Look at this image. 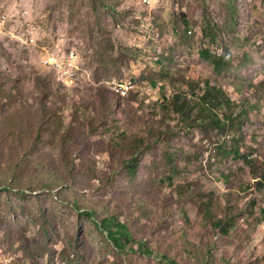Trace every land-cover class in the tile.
Instances as JSON below:
<instances>
[{"label":"rangeland","instance_id":"rangeland-1","mask_svg":"<svg viewBox=\"0 0 264 264\" xmlns=\"http://www.w3.org/2000/svg\"><path fill=\"white\" fill-rule=\"evenodd\" d=\"M0 264H264V0H0Z\"/></svg>","mask_w":264,"mask_h":264},{"label":"trees","instance_id":"trees-1","mask_svg":"<svg viewBox=\"0 0 264 264\" xmlns=\"http://www.w3.org/2000/svg\"><path fill=\"white\" fill-rule=\"evenodd\" d=\"M201 55L206 60H209L217 71H221L229 64V61L223 56H215L208 51H203ZM231 105V99L227 97L226 93L221 88L211 86L209 83H206L202 90V95L197 97V102L195 103L196 108L191 105L190 100L183 93H178L172 100V110L176 114H179L184 121L202 124L211 122L216 127H224L230 124L229 116L227 117L226 114H223L221 119L216 108L230 107ZM129 167L132 172L135 171L134 159L129 162ZM88 216L91 219L93 218L92 213H89ZM114 228L116 229L114 230ZM102 230L107 232L109 240L118 248L123 245V241L132 242L126 227L113 219L103 221Z\"/></svg>","mask_w":264,"mask_h":264},{"label":"built area","instance_id":"built-area-1","mask_svg":"<svg viewBox=\"0 0 264 264\" xmlns=\"http://www.w3.org/2000/svg\"><path fill=\"white\" fill-rule=\"evenodd\" d=\"M141 1H147L148 6H151V4L155 2V0H141ZM70 59H74L73 58V50L68 52V60H70ZM41 62L43 65L48 67L50 70L57 71V74L62 75V77H64L66 79V83L67 82H73V80H70L68 73H58V65H60L62 63H52V59H44V58L41 60ZM112 83H114V82H112ZM113 88L121 91L125 95V91H129L131 88H133V83L132 82L126 83V86H115V83H114Z\"/></svg>","mask_w":264,"mask_h":264},{"label":"bare ground","instance_id":"bare-ground-1","mask_svg":"<svg viewBox=\"0 0 264 264\" xmlns=\"http://www.w3.org/2000/svg\"><path fill=\"white\" fill-rule=\"evenodd\" d=\"M115 86H126V84H122V85H120V84H115ZM115 90H117V89H115ZM118 91V93H122L121 91H119V90H117ZM126 92V91H125ZM123 94V93H122Z\"/></svg>","mask_w":264,"mask_h":264}]
</instances>
